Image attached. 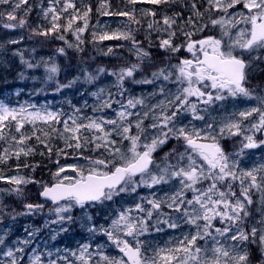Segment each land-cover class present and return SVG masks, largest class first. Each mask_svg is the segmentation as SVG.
Returning a JSON list of instances; mask_svg holds the SVG:
<instances>
[{
  "label": "snow or ice",
  "instance_id": "6c2138e0",
  "mask_svg": "<svg viewBox=\"0 0 264 264\" xmlns=\"http://www.w3.org/2000/svg\"><path fill=\"white\" fill-rule=\"evenodd\" d=\"M10 2L12 11L6 18L15 21L17 10L28 0H0V5ZM126 3L132 8L111 11L107 0H100L97 8L100 15L127 19L122 28L114 30L93 26V43L127 41L134 61L119 57L114 47H108L100 50L102 54L116 56L124 60L122 64L111 69L100 66L93 72L83 69L86 83H94L103 75L114 81L91 93L96 101L92 105L94 115L81 117L76 109L61 121L62 112L46 107H11L0 102V140L8 143L0 152V164L13 156L19 161L21 156L34 155L36 147L27 143L32 136L47 149L49 160L54 151L51 141L58 138L64 142V148L55 147L57 170L50 183L21 174V167L31 168L32 172L39 167L30 165L27 159L22 166L17 164L14 175L5 176L0 171V182L11 185L0 189V264H264V163L242 166V158L252 154L248 150H264V139L260 138L264 136V83L257 80L250 87L256 75L264 73V0ZM138 4L152 7L137 9ZM177 4L180 8L171 14L162 10V6ZM31 11L29 6L18 24L4 23L3 27L28 26L26 17ZM41 11L49 26L37 25L31 29L33 36L44 37V43L49 38L62 40L71 48L64 35L71 32L77 49L82 50L79 45L84 43L82 35L90 26L91 6L82 2L77 7L73 0H51ZM137 12L152 18L145 30L147 46L136 38L139 28L132 27L141 25ZM4 15L0 12V17ZM209 25L219 29L218 36L202 35ZM121 47L126 45L115 46ZM181 52L188 55L181 56ZM57 53L66 54L64 48L57 49ZM13 55L30 69L43 65L45 83L59 73L57 64L49 62L51 57L31 63L22 52ZM20 77L24 78L23 73ZM78 80L55 81L56 91L71 88ZM127 82L158 85V90L135 96L126 87ZM241 98L255 104L242 110L233 104L229 111L226 102ZM106 110L114 115L106 114ZM186 117L190 119L185 122ZM37 122L49 125L50 131L43 132L47 139L37 135ZM13 123L19 136L10 135ZM59 123L63 124L62 131L53 126ZM26 125H32L31 134L23 131ZM6 128L11 142L5 135ZM236 137L240 139L233 140ZM225 140H233L230 149L222 143ZM87 145H92V151H99L100 156H83L80 150ZM70 148L76 149L77 157L86 163L61 165L59 157L73 155L67 151ZM39 154L43 156L44 152ZM69 171L74 175L66 174ZM29 185L35 186V191ZM141 188L158 191L139 195ZM121 194H136L138 201L118 210L107 227L96 226L86 209L114 202ZM5 196L15 197L23 211H6ZM32 196L38 199L33 202ZM49 203L48 214H54L55 219L46 218L42 227L75 223L78 218L72 212L80 208L85 210L86 221L80 227L88 233V242L79 244L76 250L56 248L53 252L45 244V250L38 251L32 245L41 228L30 226H25L26 236L10 239L12 222L18 216L43 213ZM5 217H10L7 224ZM183 225L189 230L164 246L140 239L152 230L163 232L165 227L175 230ZM68 231V227L51 229L50 238L54 241L61 232ZM98 235L107 237L108 243L93 249L92 240ZM110 246L118 255L105 252Z\"/></svg>",
  "mask_w": 264,
  "mask_h": 264
},
{
  "label": "rangeland",
  "instance_id": "374dc122",
  "mask_svg": "<svg viewBox=\"0 0 264 264\" xmlns=\"http://www.w3.org/2000/svg\"><path fill=\"white\" fill-rule=\"evenodd\" d=\"M51 3V0L45 1V0H28L27 4H22L21 8L17 10L16 15H20L17 17L18 21L19 18L24 17L25 9L31 6L32 8L35 7V14L34 17L31 18L32 16V11L28 13L26 19L28 22V25L33 24L35 27L37 25H43L45 27L49 26L48 21L43 19V14H42V9H46L49 4ZM2 6L4 13L7 14V12L12 11V5L11 2L9 4H4L0 5ZM109 20H103L100 21L96 24L99 27H108ZM122 24L118 25H113L114 29L117 28H122ZM17 30V31H15ZM219 30V29H218ZM209 30L206 31L208 33ZM18 40L19 43L17 44H10L7 43L10 40ZM74 44H76L74 42ZM99 44L102 45V49L104 51L107 50L108 47H114V51L117 53L119 57H125L130 55L128 52V48L131 47V44L127 41H116L112 43H102L100 42ZM119 44H124L126 47H121V48H115L116 45ZM0 45H3L2 48H0V81L6 80V87L1 91V94H3V97L0 99V102L4 103L7 101L8 105L13 106V107H19L20 105H30L34 104L37 106V108H47L49 111H56V112H62L63 113V120L67 119L69 115H72L75 113L76 109H79L78 115L81 117L83 116H92L94 115L92 111V105L96 102L95 98L91 95L92 92L97 91L100 87H105V86H110L114 81L113 78L107 75H103L100 77L99 80L95 81L94 83H86L84 82V72L82 71L81 74H79L77 77H79V80L77 81L76 84H74L71 88H64L61 91H55V92H49L46 91L45 87L46 85L50 82L45 83L44 78H45V70L44 66L41 65L39 68H34L30 69L26 65L22 64L20 61V57L13 55L14 52H22L24 59L28 60L31 63H36L37 61H40L41 58L48 59L50 58L48 55H44L41 53H33L29 51L31 44L26 42L24 40V36L21 30L19 29H5L2 33H0ZM188 55V54H187ZM185 55V56H187ZM110 58H117L116 56H108ZM111 69V68H109ZM28 70L31 71V73H28ZM89 72H93L94 70H89ZM20 73H23L27 78H29V84L27 85L28 88L26 90H23L21 87H18L17 84H21V78H20ZM4 84V82H2ZM126 87L130 90V93L135 96H141L142 94L147 95L148 93H151L154 89L158 90V85H126ZM112 92H115V88H111ZM264 94V93H262ZM128 93L125 94V98L127 97ZM160 97H156V99H159ZM116 99H120V97H116ZM151 102H155V100H151ZM252 102V101H250ZM249 101H243V102H226V107L228 108L229 111L233 110L232 105L236 104L239 106V108L242 110L245 107L252 106L255 104V101L253 103H250ZM87 103V106H85ZM113 107H116L114 105ZM31 110V109H30ZM106 114L108 115H114V113L111 112V110H106ZM187 119H190V117L185 118V122ZM151 121H145L146 124L150 123ZM71 123V121H69ZM200 123V122H196ZM61 131L63 130V124H61ZM29 133L27 130H23ZM6 136L9 137L10 141V135H16L19 136L18 133H16L15 128L11 130L10 135L9 131L5 134ZM62 141V140H61ZM1 142L4 147L8 146V143H6L4 140H0V145ZM63 142V141H62ZM127 144V141L124 142ZM102 151V150H101ZM250 152V151H249ZM252 153L251 155H245L242 158V166L245 167H252L253 164H259V163H264V150H257L250 152ZM100 152H94L91 153L92 157L95 158L97 156H100ZM64 157V156H63ZM62 158L59 157V160ZM57 159V157H56ZM86 163L85 160L79 159L78 157L75 159H72L68 162H60L61 165H72V164H84ZM57 170V166L51 170V177L52 173ZM66 174L68 175H74V173H71L70 171L67 172ZM53 178V177H52ZM11 185L9 186H3L0 187V189H6L10 188ZM145 189V194H142L141 189H138V194L139 195H147L149 194L150 190ZM151 191H158L157 189H152ZM162 195V192L158 193ZM15 197H9L5 196L4 197V202L8 205L9 203L15 202L16 200L14 199ZM138 201V196L136 194L133 195H125L121 194L116 201H106L104 204L101 205V208L97 210L96 214H98V217H103L102 225L105 227L110 224L111 218L115 216L118 210L124 208V207H129V206H134V204ZM87 213L89 215H92L90 210L86 209ZM44 212V211H43ZM85 210H82V213L77 217V221L72 224H65V225H56V224H51L49 228H45L48 232V236L50 237V231L51 229H56L59 231L60 227H68L69 231L68 232H61L56 240H51V243H47L48 248H50L53 252H55L56 248H59L55 245V243L58 241V238L60 236L66 238L68 237L71 239L73 242V246H68L65 245L63 248L60 249H71V250H76L78 245V242L76 241L75 236H73L76 233V228L79 229V231L84 232L88 234L86 231H84L81 227L80 224L81 222L86 221V217L84 215ZM95 214V215H96ZM42 220V225L44 223V220L47 218L49 220L55 219L54 214L49 215L48 212L46 213H40L35 216H18L16 220L12 223H17L18 225H22L21 228L22 230L20 231L19 237H24L27 235L25 232V226H27L28 222L31 223H36L39 221V219ZM10 220H7V222H4L5 224L9 223ZM24 225V226H23ZM31 228H41V231L43 229L40 224H31L28 225ZM97 226V224H96ZM189 228L187 225H183L181 228H179L178 231V236H181L182 232L188 231ZM40 231V234H41ZM73 236V237H72ZM11 237V235H10ZM74 238V239H72ZM16 238H13L11 240H15ZM51 239V238H50ZM169 241H175V240H169ZM45 243L43 241H40V244H36L35 247L38 249L43 248ZM71 258V257H70Z\"/></svg>",
  "mask_w": 264,
  "mask_h": 264
},
{
  "label": "trees",
  "instance_id": "16d2710c",
  "mask_svg": "<svg viewBox=\"0 0 264 264\" xmlns=\"http://www.w3.org/2000/svg\"><path fill=\"white\" fill-rule=\"evenodd\" d=\"M107 2L110 5V10L111 11H124V10H129V9L132 8V5L127 4L126 3V0H107ZM88 4L92 8V12L90 14V21H91V23H93L94 21H96L100 17L99 16L100 14L97 12V8L100 6V0H90L88 2ZM138 5H136L137 9H139L138 8ZM162 8H164V7L162 6ZM179 8H180V5L177 4V5L167 6L164 9L168 13L171 14V12H172L173 9H179ZM183 14H184L185 17H187V15H188V13L186 11ZM136 15H137V18L141 19V21H142L140 26H142V28L144 30H146L147 29V23L152 18L151 17H143V15L141 13H139V12H137ZM112 17H115V18H125L126 19V17H120V16H112ZM154 37H155V34H154ZM82 39L84 41V43L81 44L82 49H83L82 50L83 51V54L82 55H76V57H69V60L67 61L68 64L66 65V68L65 69L68 70L69 66L72 63L76 62V61H80V60H84V59H88V58H93L94 57L95 51L91 47V41H90V39L88 37L87 30H86L85 33H83ZM69 71L72 72V70H69ZM55 159H56V157H55Z\"/></svg>",
  "mask_w": 264,
  "mask_h": 264
}]
</instances>
